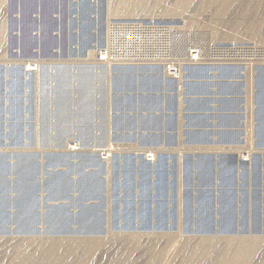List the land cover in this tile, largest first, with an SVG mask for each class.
Segmentation results:
<instances>
[{
    "label": "rangeland",
    "instance_id": "rangeland-1",
    "mask_svg": "<svg viewBox=\"0 0 264 264\" xmlns=\"http://www.w3.org/2000/svg\"><path fill=\"white\" fill-rule=\"evenodd\" d=\"M73 1L0 0V264H264V62L210 51L264 46V0H130L203 49L181 81L97 64Z\"/></svg>",
    "mask_w": 264,
    "mask_h": 264
},
{
    "label": "built area",
    "instance_id": "built-area-1",
    "mask_svg": "<svg viewBox=\"0 0 264 264\" xmlns=\"http://www.w3.org/2000/svg\"><path fill=\"white\" fill-rule=\"evenodd\" d=\"M211 58L223 62L244 60L250 64L264 62V46L212 48ZM99 65L161 66L170 79L181 80L192 65L205 60L201 47L193 46L183 57H177L175 29L158 22L139 19L116 20L107 25L104 46L95 52Z\"/></svg>",
    "mask_w": 264,
    "mask_h": 264
},
{
    "label": "bare ground",
    "instance_id": "bare-ground-1",
    "mask_svg": "<svg viewBox=\"0 0 264 264\" xmlns=\"http://www.w3.org/2000/svg\"><path fill=\"white\" fill-rule=\"evenodd\" d=\"M78 1H80V0H74L73 1V5H74V7H75V11H76V9L78 8V5H80V2H78ZM99 2L98 3H100V4H102L104 7H105V9H106V19H107V25L112 21V20H114V21H116L115 19H120V20H122V19H139V17L138 16H136V15H138L137 13L139 12V14H140V7L138 8L137 6V8L138 9H136L134 6H132L131 4H128V3H130V0H122L123 2L121 3V2H117V3H114V1L115 0H98ZM147 1L148 0H139V2H140V4H143V6H144V8L145 7H147L146 5H144V4H146L147 3ZM150 1V0H149ZM157 1V0H156ZM156 1H154V2H156ZM160 1V0H159ZM163 1V0H162ZM151 2H152V0H151ZM150 2V3H151ZM184 2V1H183ZM157 3H158V1H157ZM162 3V2H161ZM226 5V4H225ZM227 6V5H226ZM143 8V7H142ZM141 8V9H142ZM144 8L142 9V12L143 11H145L144 10ZM221 8V7H220ZM225 8V7H224ZM146 9H148V8H146ZM220 10V9H219ZM166 11V10H165ZM164 11V12H165ZM221 11H223L222 9H221ZM167 12H169L168 10H167ZM171 12V11H170ZM76 13H78L77 11H76ZM176 13V12H175ZM178 13V12H177ZM181 13V12H180ZM143 14V13H142ZM146 15H147V13H145ZM151 14V13H150ZM150 14H148V19H149V17L151 16ZM173 14V13H172ZM141 15V14H140ZM150 15V16H149ZM165 15H166V13H165ZM165 15H164V17H165ZM171 15V14H170ZM142 16V15H141ZM145 15H143V17H144ZM142 17V18H143ZM152 17H153V15H152ZM73 18H75L74 20H73V22H74V24H75V26H77L76 24L79 22V20L77 19V18H79V17H77V16H74ZM145 18H147V17H145ZM151 18V17H150ZM154 18V17H153ZM170 18V17H169ZM144 19V18H143ZM165 19V18H164ZM139 20H142L141 18L139 19ZM160 20V19H159ZM146 21V20H145ZM150 21H152V20H150ZM165 21V20H164ZM189 21H191V20H189ZM153 22H159V21H156L155 20V18H154V20H153ZM165 23V22H164ZM167 23V22H166ZM188 23V22H187ZM104 24V23H103ZM170 24V23H169ZM106 25V24H105ZM248 27V26H247ZM102 26H101V28L99 29V31H95V32H92V34L91 35H93L91 38H95L97 41L99 40L100 41V39H101V37L102 36H100V34L102 35V34H105L104 33V31H106V27H105V29L102 31ZM251 30V29H250ZM251 34H253V33H251ZM255 34V33H254ZM253 34V35H254ZM79 34H77V35H75V37L76 36H78ZM80 35H82V34H80ZM230 35V34H229ZM233 35V34H232ZM255 36V35H254ZM234 37V36H233ZM233 37H231V36H228V37H224V40L225 39H232ZM251 37H252V35H251ZM79 38H80V36H79ZM255 38H257V37H255ZM94 39V40H95ZM234 39V38H233ZM232 39V40H233ZM236 39V38H235ZM234 39V40H235ZM86 40V39H85ZM97 41H96V44L95 45H97L98 47L95 49V50H91V51H89V54H93L94 55V53L97 51V50H99L101 47H103L104 45V39L102 40V41H100L99 42V44H97ZM231 42H233V41H231ZM249 42H251V41H249ZM255 42V41H254ZM178 43V42H177ZM186 49V48H185ZM189 50H187L186 52H185V54L184 55H186L187 54V52H188ZM182 54V53H181ZM181 56V55H180ZM246 67V66H245ZM163 68V67H162ZM24 72H28V71H30V70H32V69H34V67H32L30 64H26V65H24ZM163 70H164V74H165V76H167L168 78H170V76L168 75V73L165 71V69L163 68ZM219 77V76H218ZM177 80H179V79H177ZM181 81V80H180ZM74 147V146H73ZM145 156H146V158L147 159H153V157H154V154L153 153H147V154H145ZM118 235V234H117ZM108 237V236H107ZM117 237V236H116ZM153 238V237H152ZM67 239V238H66ZM168 239V238H167ZM69 240V239H68ZM207 240V239H206ZM45 241V240H44ZM57 240H55L53 243H54V245L56 244L55 242H56ZM59 241H60V239H59ZM79 241H81V240H79ZM220 241V240H219ZM228 241V240H227ZM61 243H62V241H60ZM71 242V241H70ZM86 241H84V244H86V243H88V245H89V242H88V240H87V242L85 243ZM40 243V242H39ZM45 243H46V241H45ZM64 243V242H63ZM62 243V244H63ZM77 242H75V244H76ZM80 243H82L83 244V242L81 241ZM92 243V242H91ZM206 243V245H208V246H210L209 245V243H208V240H207V242L205 241L204 242V244ZM211 243V242H210ZM51 244V243H50ZM50 244H48V246L50 245ZM57 244H59L58 242H57ZM92 244H94V243H92ZM98 244V243H97ZM229 244V243H228ZM78 245H80V244H78ZM77 244L76 245H74V246H77V247H83V246H78ZM87 245V244H86ZM84 246V247H86L87 248V246ZM35 246H37V245H35ZM34 246V247H35ZM52 246H53V244H52ZM58 245H56V247H57ZM73 246V247H74ZM92 246V245H91ZM96 246V245H95ZM149 246V245H148ZM155 246V245H154ZM153 246V247H154ZM204 246V245H203ZM217 246V245H216ZM32 247V246H31ZM38 247V246H37ZM46 247V246H45ZM56 247H55V249H56ZM58 247H60V244H59V246ZM62 247H63V245H62ZM62 247H60V248H62ZM83 247V248H84ZM40 248V247H39ZM54 248V247H53ZM59 248V249H60ZM64 248V247H63ZM76 248V247H75ZM85 248V249H86ZM145 248V247H144ZM235 248V247H234ZM23 249V248H22ZM29 249V248H28ZM34 249V248H33ZM42 249V248H41ZM58 249V248H57ZM70 249H72V248H70ZM123 249V248H122ZM152 249V248H151ZM218 249H219V247H218ZM229 249V248H228ZM81 250V249H80ZM169 250V249H168ZM23 251V250H22ZM28 251V250H27ZM27 251H25V252H23L22 253V255H21V253H20V258L18 259V264H22V261H24V258H26L27 256H29L30 255V253H31V250H29L30 252H27ZM48 251H50V250H48ZM54 251V250H53ZM57 251V250H56ZM60 251V250H59ZM58 251V252H59ZM62 251V250H61ZM121 251V250H120ZM163 251H164V249H163ZM196 251V250H195ZM198 251V250H197ZM201 251H203V250H201ZM228 251V250H227ZM32 252H34V251H32ZM45 252V251H44ZM43 252V253H44ZM47 252V251H46ZM52 252V251H51ZM55 252V251H54ZM63 252V251H62ZM81 252V251H80ZM161 252H162V250H161ZM194 252V251H193ZM192 252V253H193ZM215 252V251H214ZM217 252V251H216ZM43 253H41V255L43 254ZM64 253V252H63ZM76 253H77V251H76ZM196 253V252H195ZM212 253V252H211ZM218 253V252H217ZM32 254V253H31ZM34 254V253H33ZM37 254H38V252H37ZM49 253H47V257L48 256H50V258H52V254L50 253L49 255H48ZM160 254V253H159ZM206 254V253H205ZM210 254V253H209ZM40 255V257H45V258H47L46 257V254H45V256H41ZM44 255V254H43ZM93 255V254H92ZM155 255V254H154ZM163 254L161 253V256H162ZM195 255V254H194ZM198 255H202V253L201 254H198ZM34 257L36 256V254L35 255H33ZM33 256L31 257L32 258V261H37V259L35 260H33ZM132 256V255H131ZM164 256V255H163ZM217 256V255H216ZM222 256H225V255H223L222 254ZM222 256L220 257H218V258H222ZM57 257V256H56ZM72 257V256H71ZM139 257H140V255H139ZM156 257H158V256H156ZM209 257H210V255H209ZM10 258V257H9ZM13 258V257H12ZM31 258H30V260H31ZM35 258H38L37 256L35 257ZM50 258H47V259H50ZM78 258V257H77ZM85 258V257H84ZM161 258H165V257H161ZM161 258H159V259H161ZM193 258V257H192ZM195 258V257H194ZM223 258H225V257H223ZM222 258V259H223ZM27 259L28 258H26L25 260L27 261ZM47 259H46V261H47ZM89 259V258H88ZM87 259V260H88ZM154 259H155V257H154ZM196 259H197V257H196ZM227 259H228V257H227ZM12 260V259H11ZM16 260V259H15ZM38 260L39 261H37V262H39V264H40V262L42 263V261H40V259L38 258ZM51 260V259H50ZM53 260V259H52ZM200 260V259H199ZM216 260V259H215ZM221 261V259H218V261ZM224 260V259H223ZM10 261V260H9ZM17 261V260H16ZM84 261H86V260H84ZM158 261V260H157ZM159 261H161V260H159ZM217 260H216V262H218ZM44 262V261H43ZM48 262H50V261H48ZM163 262V261H162ZM161 262V263H162ZM165 262V261H164ZM194 262H196V261H194ZM223 262H225V260L223 261ZM23 263H25V261L23 262ZM31 263V262H30ZM47 263V262H46ZM51 263V262H50ZM153 263V262H152ZM160 263V264H161ZM190 263V262H189ZM220 263V262H219ZM15 264H17V262L15 263ZM26 264H27V262H26ZM42 264H45V263H42ZM84 264V263H83ZM194 264V263H193ZM199 264V263H198ZM222 264V263H221Z\"/></svg>",
    "mask_w": 264,
    "mask_h": 264
}]
</instances>
